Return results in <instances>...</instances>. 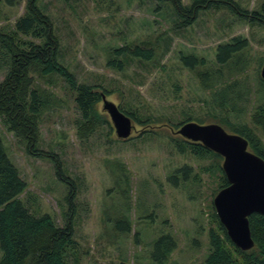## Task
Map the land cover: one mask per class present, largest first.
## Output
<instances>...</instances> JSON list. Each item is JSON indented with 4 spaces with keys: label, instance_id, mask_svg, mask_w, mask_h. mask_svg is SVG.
<instances>
[{
    "label": "rangeland",
    "instance_id": "rangeland-1",
    "mask_svg": "<svg viewBox=\"0 0 264 264\" xmlns=\"http://www.w3.org/2000/svg\"><path fill=\"white\" fill-rule=\"evenodd\" d=\"M234 1L249 12H263L264 0ZM27 2L0 0V35L15 33ZM37 6L52 22L59 63L130 113L134 129L129 139H119L101 100L95 113L103 124L81 137L75 92L60 75L34 73L35 87L50 95L38 149L59 157L62 174L55 157L30 153L0 117L6 153L27 185L19 199L33 215H49L60 227L72 222L76 245L68 264H158L154 243L169 235L177 248L165 264H206L209 233L218 231L214 199L222 190L224 159L181 153L176 143L183 138L176 131L195 122L234 134L221 123L226 118L248 124L264 143L251 123L264 104V26L226 8L203 11L185 26L169 0H38ZM236 39L247 41L246 70L228 80L216 57L219 46ZM2 45L0 83L10 64ZM146 48L154 50V59L140 51ZM186 56L198 59L196 68H188L187 60L185 65ZM217 70L224 75L217 73L215 85L206 89L198 73ZM233 80L250 88L251 96L248 103L239 99L230 113L217 108L213 93ZM2 257L0 248V262Z\"/></svg>",
    "mask_w": 264,
    "mask_h": 264
},
{
    "label": "trees",
    "instance_id": "trees-1",
    "mask_svg": "<svg viewBox=\"0 0 264 264\" xmlns=\"http://www.w3.org/2000/svg\"><path fill=\"white\" fill-rule=\"evenodd\" d=\"M169 1L184 20L185 26L193 24L201 12L221 8L230 10L251 24L264 26V6L263 12L259 13L241 8L234 0H191L190 6H185L181 0ZM37 2L38 0H28L26 14L17 21L15 33L0 35L2 46H5L10 56L9 71L0 83V117L8 130L25 143L30 153L36 157H55L61 173L59 157L38 149L40 118L50 104V95L35 87L33 74L40 73L43 77L57 74L69 84L75 92L76 103L82 116L79 124L81 137L93 134L104 122L95 113L96 104L102 100V92L94 91L95 87L91 85L79 83L75 75L59 63L57 55L59 42L53 33L52 22L40 10ZM22 37L40 39L42 43L25 41ZM246 47L247 41L242 39L219 46L217 63L227 70L228 80L245 72ZM148 49L140 51L151 53L147 60L154 59V50ZM224 52L226 55H223ZM182 59L185 65L187 60L186 66L190 69L198 65L195 56H186ZM190 60H193V64H190ZM222 71H207L198 75L204 87L209 89L216 83V80L212 82V78L218 76L217 73L223 76ZM239 82L240 80H233L213 93V101L218 109L231 113L235 111L239 99H244L245 103L249 102L250 88L244 83L241 86ZM262 87L264 89V85ZM262 94L264 99V90ZM120 110L127 116H132L124 109ZM220 121L232 128L234 134L246 138L252 152L264 159V143L254 129L246 123L231 124L230 119L226 118ZM251 123L260 129L264 136V104L251 116ZM176 144L181 153L200 156L210 154L216 159H223L201 144L192 143L184 138ZM222 170L221 168L220 171ZM180 171L182 170L178 172ZM228 185L229 182L223 174L220 188L224 189ZM26 187V182L10 161L0 137V248L3 253L0 264H68L69 254L76 245L72 222L69 221L66 226L60 227L49 215L41 217L33 215L19 199ZM215 217L218 231L211 230L209 233L210 254L206 264H264V215L255 213L249 217L255 247L246 252L231 242L217 214ZM176 248L177 242L172 236H163L154 243L152 257L156 263L165 264Z\"/></svg>",
    "mask_w": 264,
    "mask_h": 264
},
{
    "label": "water",
    "instance_id": "water-1",
    "mask_svg": "<svg viewBox=\"0 0 264 264\" xmlns=\"http://www.w3.org/2000/svg\"><path fill=\"white\" fill-rule=\"evenodd\" d=\"M264 81V66L261 71ZM103 109L109 114L119 139L127 140L134 129L132 119L102 93ZM192 143L223 157V171L229 185L214 199L216 214L231 242L242 251H250L255 241L250 229L252 214L264 215V159L249 150V141L228 133L218 124L187 122L176 131Z\"/></svg>",
    "mask_w": 264,
    "mask_h": 264
}]
</instances>
